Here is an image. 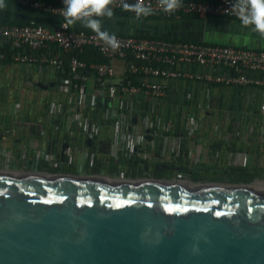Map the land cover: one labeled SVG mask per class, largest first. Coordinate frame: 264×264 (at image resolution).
<instances>
[{"label":"crops","instance_id":"0c3cea01","mask_svg":"<svg viewBox=\"0 0 264 264\" xmlns=\"http://www.w3.org/2000/svg\"><path fill=\"white\" fill-rule=\"evenodd\" d=\"M5 4L1 22L53 27L59 23L21 8L16 0ZM154 25L170 37L264 48V39L233 20ZM122 69L119 64L120 76ZM61 73L52 66L0 64V172L169 180L179 170L193 178L197 173L245 168L264 179V89L174 81L166 109L173 123L158 132L147 126L141 144L133 133L134 123L141 119L128 118L123 134L116 135L105 115L116 103L101 98L93 78L87 94L78 96L73 87L64 86ZM191 110L199 118L187 126L176 115ZM92 129L98 133L92 136Z\"/></svg>","mask_w":264,"mask_h":264},{"label":"water","instance_id":"95a60500","mask_svg":"<svg viewBox=\"0 0 264 264\" xmlns=\"http://www.w3.org/2000/svg\"><path fill=\"white\" fill-rule=\"evenodd\" d=\"M188 183L0 172V264H264V191Z\"/></svg>","mask_w":264,"mask_h":264},{"label":"built area","instance_id":"2783aa9c","mask_svg":"<svg viewBox=\"0 0 264 264\" xmlns=\"http://www.w3.org/2000/svg\"><path fill=\"white\" fill-rule=\"evenodd\" d=\"M16 2L23 9L58 18L61 22L55 28L0 22V48L8 45L11 49L10 54L0 53V64L10 61L34 67H55L64 76V86L73 87L81 97L89 91L93 78L101 98L110 104L116 103L105 112L116 135L123 134L128 118L141 119L133 125V133L141 144L146 141L147 126L158 132L162 128L167 130L173 123L167 119L166 109L173 95L171 83L174 81L264 89V50L181 37L164 38L162 32L153 27L158 22L140 26L152 38L115 34L119 48L114 51L80 24L62 26V0ZM127 2L132 4L136 0ZM143 2L150 5L153 14L159 15L167 25L187 21L182 16H193L201 21L227 19L240 22L230 11L232 0H182V6L172 14H165L157 0ZM113 12L128 13L136 18L135 13L120 6L119 0L113 5ZM107 19H103L102 28ZM86 47L96 49L107 61L88 66L76 57L67 59V55ZM119 64L123 67L122 76L117 70ZM261 110L264 111V104ZM97 133L98 129H92L90 134Z\"/></svg>","mask_w":264,"mask_h":264},{"label":"clouds","instance_id":"9594fccd","mask_svg":"<svg viewBox=\"0 0 264 264\" xmlns=\"http://www.w3.org/2000/svg\"><path fill=\"white\" fill-rule=\"evenodd\" d=\"M61 9L64 25L81 26L93 31L96 36L106 43L112 50L119 48L115 34L102 30L104 18H112L113 5L116 0H62ZM124 10L135 13L136 19L153 15V8L146 5L143 0H136L129 4L127 0H119ZM158 7L165 14H172L182 6V0H157ZM5 0H0V9L6 8ZM230 11L239 19L241 26L264 39V0H232Z\"/></svg>","mask_w":264,"mask_h":264},{"label":"trees","instance_id":"16d2710c","mask_svg":"<svg viewBox=\"0 0 264 264\" xmlns=\"http://www.w3.org/2000/svg\"><path fill=\"white\" fill-rule=\"evenodd\" d=\"M27 11H29V10H27ZM30 12H32V11H30ZM34 13H36V12H34ZM38 14H40V13H38ZM41 15H43V14H41ZM43 16H45L46 18L50 17L47 15H43ZM52 18H54V17H52ZM182 18L187 19V20L197 19L196 17H193V16H182ZM56 19H58V18H56ZM124 20H126L130 23L135 22L134 27H132V26L128 27L127 30L122 29L123 28L122 26L118 27L117 25L120 23V21H124ZM162 20L163 19L157 14H153V15L148 16L146 18L136 19L128 13L115 12L113 17L108 18L107 21L104 23L106 26H104V28H102V30H106L110 34H118V35H122V36L152 38L153 36L151 34H149L148 32L142 30L140 28V26L142 24L151 25V24L158 23V22H159L158 24H163ZM60 22L61 21L59 20V23L57 26H59ZM2 23H4V22H2ZM4 24H7V25H25V24L26 25L27 24L28 25L29 24L30 25H39V24H32V23H15V24L14 23H12V24L4 23ZM46 27L55 28L53 26H46ZM119 29H122L123 31H120ZM163 37L168 38V39H173L170 36H166V35H163ZM218 45H226V44H218ZM236 47H238V46H236ZM252 49L264 50V48H252ZM10 52H11V49L8 45H4L2 48H0V53L10 54ZM52 52L55 53V50L54 51L52 50ZM71 57H76L78 60L85 62L88 66L93 65V64H102V63H105L107 61L106 58H104L102 56V54L97 52V50L92 48V47H86L82 51L78 50L75 53L67 55V59H70ZM9 62L10 61L3 62V64H7ZM91 72L93 73V71H91ZM231 173L243 176L241 178L245 182H249V181L253 180L254 178L259 177V173L256 170L245 169V168H232Z\"/></svg>","mask_w":264,"mask_h":264},{"label":"rangeland","instance_id":"374dc122","mask_svg":"<svg viewBox=\"0 0 264 264\" xmlns=\"http://www.w3.org/2000/svg\"><path fill=\"white\" fill-rule=\"evenodd\" d=\"M134 25H135V22L130 23V22L124 20V21H120V23L117 26L118 27L122 26L123 27L122 29L127 30L128 27H131V26L134 27ZM122 29H119V30L123 31ZM176 116H177V118H180L181 122H185L187 126L195 125L196 122L198 121V118H199V115H197V113L194 112L193 110H191L189 112L187 111V114L185 112L181 111L180 115H176ZM262 150L264 153V145L263 144H262ZM263 158H264V155H263ZM190 175L191 174L186 170L185 171L179 170L169 180L176 182V183L188 181L189 183H194V184H198V185H218L219 184L222 186H233V185L234 186H236V185L249 186V187H253L252 189L264 191V179L254 178L253 180H251L249 182H245L241 178L243 176H240V175H237V174H234L231 172L230 173H223V172L217 173V172H213V171L203 172L202 174L197 173L194 175L193 178ZM148 179H150V178H148Z\"/></svg>","mask_w":264,"mask_h":264},{"label":"bare ground","instance_id":"6f19581e","mask_svg":"<svg viewBox=\"0 0 264 264\" xmlns=\"http://www.w3.org/2000/svg\"><path fill=\"white\" fill-rule=\"evenodd\" d=\"M188 184H190V183H188ZM234 186V185H233ZM251 188H253V187H251ZM258 189V188H257Z\"/></svg>","mask_w":264,"mask_h":264}]
</instances>
